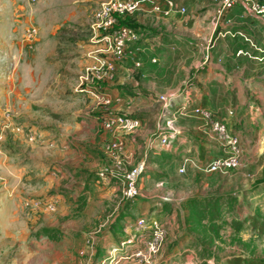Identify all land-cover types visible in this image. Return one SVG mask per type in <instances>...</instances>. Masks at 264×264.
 <instances>
[{"label":"rangeland","instance_id":"374dc122","mask_svg":"<svg viewBox=\"0 0 264 264\" xmlns=\"http://www.w3.org/2000/svg\"><path fill=\"white\" fill-rule=\"evenodd\" d=\"M0 2V264H80L76 259L81 257L79 253H68L72 244L80 238L86 241L99 236L100 228L104 231L112 224L113 210L118 204L119 211L125 206L136 212L138 200L141 204L147 201L145 204L153 215L169 227L166 242L154 264H232L230 260L236 256L264 260V93L261 88L257 92H261L262 99L247 93L246 105L237 110L243 113V119L258 114L262 120L261 130L253 123L256 129L250 137L245 135L252 140V151L236 169L214 173L221 175L218 180L225 179L224 197L211 195L215 190L208 172L202 171V177L181 173L177 162L174 163L177 170L173 169L171 160L174 159L167 155L163 163L156 158L145 161L139 182L141 192L135 199H124L123 178L117 179L121 186L114 197L116 202H102L101 216L86 217L84 230L76 215H59V206L56 211L40 207L51 214L45 217L46 224L41 213L35 217L33 209H39L33 205L35 200L55 199L58 205L63 194L68 199L75 192L68 188L65 175L57 174L54 179L59 184L55 187L53 178L50 179L52 169L63 167V129V133L68 127L74 131L77 122L98 114L88 93L74 90L85 63L83 48L92 17L89 12L86 17L78 13L71 25L60 21V13L66 8L63 2L69 4V0ZM24 3L33 7L36 23L26 25L22 21ZM31 26L38 29L32 46L26 39ZM253 61H257L256 71L264 72V64H260L263 62ZM31 66L35 70H26ZM251 78L245 76L249 91L260 81ZM139 91L144 96H152L155 107L160 103L163 106L159 95L171 96L175 92L165 89L156 95L152 91ZM174 95L173 103L179 104L181 96ZM173 103L164 109L168 113L163 114V119L175 129L179 112ZM236 126L233 125L234 129ZM254 139L258 146L253 147ZM55 145L59 148H52ZM53 149L59 152L54 153ZM86 176L89 179L81 193L92 195L95 186L91 183L98 177L94 173ZM206 183L211 185L206 188ZM79 186L82 184L76 185ZM254 220L258 227L254 226ZM88 226L91 228L87 229ZM96 249L98 256L104 255L103 249Z\"/></svg>","mask_w":264,"mask_h":264},{"label":"crops","instance_id":"0c3cea01","mask_svg":"<svg viewBox=\"0 0 264 264\" xmlns=\"http://www.w3.org/2000/svg\"><path fill=\"white\" fill-rule=\"evenodd\" d=\"M103 1L105 0H69V4H65V1L63 5L66 8L59 16L60 21L69 25L73 24L71 22L75 21L78 13L86 17L89 12L92 17L89 22V34L86 37L87 44H84L83 48L85 63L78 74L74 90L83 85L89 89H97L99 95L88 93L87 96L91 98L92 106L98 114L96 117L83 118L77 122L78 127L74 131L68 127L69 130L63 133L65 131L63 129L61 133L63 167L54 168L50 173V179L54 180L53 187L59 184L54 178L61 173L67 178L68 188L71 187L70 189L75 191L68 196V199L65 194L63 196L66 199L61 195L62 201L57 205L58 214L64 217L76 215L81 220L83 230L86 226V217L101 216L102 202H116L114 197H117L116 191L121 186L117 179L120 180L119 178L122 177H112L107 181L97 178V181L91 185L95 186V192L100 190L99 194L81 193L89 179L86 174L97 175L103 166L110 163L106 152L109 141L119 136L124 139L128 166H136L145 161L148 163L153 158L163 163L165 156L169 155L174 159L171 160L172 163L170 162L174 170H177L175 162L178 163L180 172L184 161L188 159L189 163L184 174L199 176L202 171L208 172L207 165L214 158L223 155L224 148L204 119L192 112L194 107L203 106L216 111V118L224 121L229 130L239 136L242 159L252 151L250 147L252 140L245 138V135L250 137V133L254 132L256 128L253 123L257 124L259 130L262 129V120L260 121L258 114L248 115L249 122L248 119H243V113L239 114L237 110H241L246 105L247 93L256 94L261 99V92H257V89L261 88L264 93V72L262 70L257 72V61H253L259 60L263 62L260 63L261 65L264 64V16L254 15L246 7L236 5L218 20L217 7L221 0H173L174 7L168 14L165 11L168 9L169 0H138L140 9L133 17V22L141 27L147 38L128 48L126 58L117 63L111 79L83 80L86 67L95 64L92 54L98 45L92 38L91 23L94 11ZM94 5L97 6L93 9ZM156 6L160 9L157 10ZM183 7L185 11L181 10ZM21 10L22 21H26V25L37 22L33 7L29 3H24ZM53 27H56L54 23ZM32 69L35 70L32 66L26 68L29 72H32ZM247 75L260 80L255 82L257 83L254 85L255 90L250 87L249 91V84L245 80ZM167 80L170 81L169 84L164 85ZM98 85H101L100 90ZM140 89L148 93L152 91L156 95L160 94L159 91L168 89L181 96L180 103L174 104L176 111L179 112L178 125L175 128V135L171 137L170 146L152 143L160 126L166 123L163 114L168 112L164 111L162 103L159 107H155V99L149 95H142ZM180 90H183L182 93ZM106 98L110 100L109 105L104 102ZM186 102H189V107L183 110L182 105ZM229 107L233 108L229 109ZM225 110L229 113L225 114ZM142 111L146 113H138ZM113 113L133 114L137 117L140 115L142 125L130 134L107 129L101 119ZM233 125L238 126L234 129ZM155 139L158 141L157 138ZM254 143L253 147L258 146L255 139ZM55 147L56 145L52 148ZM57 148L59 146L55 149ZM55 149L53 152L58 153L59 150L55 151ZM44 172L47 173V169ZM208 173L207 175L212 176L210 182L212 189L215 190L211 195L224 197L225 179L218 180L221 175L214 174L218 172ZM70 177L73 178L69 179ZM77 184L82 186L76 187ZM211 184L206 183L205 187ZM47 199L51 198L47 197ZM142 202L141 204L138 200L136 212L125 208L124 204L120 211L119 204L115 206L112 224L107 225L104 231L100 228V235L95 237L96 248L103 249L104 254L107 253L127 235V231L133 228L138 217L154 216L145 204L147 201ZM92 203L94 206L91 205ZM33 210L35 217L37 213L42 214L43 224H46L45 217L51 215L49 211L44 208ZM89 228L91 226L87 229ZM167 228L169 232V227ZM85 247V238H80L72 244L68 253L80 254ZM76 259L81 264L88 260V256L81 255Z\"/></svg>","mask_w":264,"mask_h":264},{"label":"built area","instance_id":"2783aa9c","mask_svg":"<svg viewBox=\"0 0 264 264\" xmlns=\"http://www.w3.org/2000/svg\"><path fill=\"white\" fill-rule=\"evenodd\" d=\"M30 1L34 2L36 0ZM236 5L246 7L254 15L264 16V2L262 0H221L217 7V19L221 20L225 13ZM173 7L174 1L169 0L168 9L165 11L166 14ZM139 9L138 0H105L99 4L94 11L91 23L92 38L98 45V48L92 54L95 64L86 67L83 80L93 81L94 79H99L100 81H106L111 79L117 63L126 58L128 48L147 38L141 28L134 27L130 23H121L125 19L133 22V17H135ZM156 9L159 10L160 7L156 6ZM181 10L185 11V8L183 7ZM37 34L38 29L36 27L28 29L26 39L29 45H33ZM97 87L99 90L101 89V85ZM76 91L95 96L99 95L97 89H89L84 85L78 87ZM159 97L163 102L164 109H166L173 103V99L176 96L172 94L171 96L159 95ZM104 102L106 105L110 104V100L107 98ZM188 107L189 102L182 105L183 110H187ZM193 112L204 119L224 148L223 155L209 162L206 167L207 171L228 173L236 169L242 161L239 136L233 134L224 121L217 119L211 109L198 106L193 108ZM101 120L105 128L125 134L135 132L142 125L140 117L125 113H113ZM175 131L168 123L162 124L152 143L157 142L161 146H170L171 137L175 135ZM30 138L32 139V136ZM106 152L109 155L110 163L98 171V178L101 181H107L112 177H122L124 199L137 198L141 192L139 182L145 163L142 162L127 168L125 141L120 136L108 142ZM188 163L189 161L186 159L180 168L181 173L186 171ZM33 205L38 208L45 206L50 211H56L57 209V202L53 200H35ZM167 235L168 228L164 222L151 215H142L136 219L133 228L127 231V235L104 255H97L95 237L87 239L85 241L86 247L81 250L80 254L87 255L88 260L81 264H122L123 262L154 264L166 242Z\"/></svg>","mask_w":264,"mask_h":264},{"label":"trees","instance_id":"16d2710c","mask_svg":"<svg viewBox=\"0 0 264 264\" xmlns=\"http://www.w3.org/2000/svg\"><path fill=\"white\" fill-rule=\"evenodd\" d=\"M121 23H130V25L134 27H138L134 22H130L128 20H123ZM254 226L258 227V223L256 220H254ZM263 229V228H262ZM232 264H264V260H258L255 258H247L243 256H236L230 260Z\"/></svg>","mask_w":264,"mask_h":264}]
</instances>
